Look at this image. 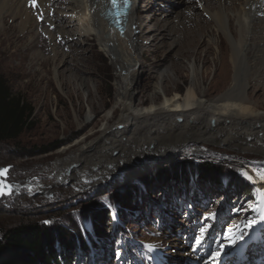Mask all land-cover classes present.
Listing matches in <instances>:
<instances>
[{
    "label": "rangeland",
    "instance_id": "374dc122",
    "mask_svg": "<svg viewBox=\"0 0 264 264\" xmlns=\"http://www.w3.org/2000/svg\"><path fill=\"white\" fill-rule=\"evenodd\" d=\"M156 1H164L165 6ZM47 3L45 9L49 14L42 10L47 20L59 23L55 19L57 7L66 16L69 14L68 17L75 15L72 0ZM140 5V13L152 20L147 28V44L141 45L137 55L143 73L134 91L136 99H147L157 82L168 83L167 79L173 76L169 67L177 55L174 47L169 48L166 43L176 35L162 41L160 32L161 27L162 30L172 28L173 22L185 13L187 4L181 0H141ZM167 9L171 14H166ZM202 10V6L194 9L206 18ZM108 12L105 21L118 33L107 18ZM81 14L84 20L89 12L84 10ZM175 15H178L177 19ZM7 21L5 18L4 24H0V73L8 80L13 92L31 104L34 112L31 126L16 141L0 143V166L12 165L10 180L21 185L28 183L12 196L0 199V237L7 228L35 221L44 223L50 218L52 225L62 226L75 236L84 234L85 238L94 239L83 258L82 254H77L78 264H84V261L87 264H192L195 259L201 261L199 264H241L240 257L234 255V260L232 255L243 238L249 246V251L242 254L243 263L264 262L263 154L239 149L230 142L192 141L176 150L178 153L168 162L161 163V159H156L161 154L159 149L171 153L176 144L153 140L145 146L131 145L130 151L120 154L115 150L116 158L110 160L107 167L94 166L100 156V149H94V143L102 131L104 116L119 107V89L124 84V75L130 65L137 64V58L124 51L114 57L106 53L98 37L84 35L82 25L76 20L70 26L75 31L68 36L69 41H60L66 53L61 62L55 61L53 49L51 52L54 53L46 55L51 60L49 94L46 96L43 86L47 84L41 82L42 71L35 63L43 55H39V50L23 54L22 49L29 40H11L13 32L7 26L16 22L11 18ZM212 25L208 26L209 34L212 33L210 38L217 42L221 40L220 33ZM18 28L15 31L19 35ZM58 29L56 24L49 22L46 35L50 37L51 31L54 33ZM78 40L81 41L72 42ZM228 42L223 36L224 51L229 49ZM209 43L212 60L219 50L216 44ZM70 45L75 47L77 55L70 52ZM16 49L20 50L17 58L13 56ZM22 61L25 67H22ZM209 65L208 80H218L219 69L213 63ZM197 69L201 78L202 71L207 68L199 63ZM228 69L231 72L229 64ZM62 72L63 77L60 76ZM185 74L186 77L179 81L183 86L180 88L182 93L192 80L191 71ZM66 81L79 88L85 102L75 101L66 94ZM212 90L214 94L218 93L215 87ZM247 93L257 99L264 90L259 92L256 86L248 88ZM88 97L103 98L109 103L106 108L91 112L86 103ZM80 106L83 107L80 124L73 125L71 121H76V109ZM258 106L264 112V101ZM121 112L118 108V114ZM87 116L91 123L80 130L88 122ZM127 153H131L128 158ZM118 160L122 164L117 167ZM181 163L187 165L186 173L183 170L179 175L175 166ZM71 164L74 168L68 172ZM203 164H211L220 170L216 179L200 173L198 167ZM55 171L61 175L56 179L53 177ZM103 175L107 177L103 178ZM249 191L253 197L248 195ZM103 212L110 217L102 219ZM232 246L236 248L232 249Z\"/></svg>",
    "mask_w": 264,
    "mask_h": 264
},
{
    "label": "bare ground",
    "instance_id": "6f19581e",
    "mask_svg": "<svg viewBox=\"0 0 264 264\" xmlns=\"http://www.w3.org/2000/svg\"><path fill=\"white\" fill-rule=\"evenodd\" d=\"M47 1L51 0H35V5H33L32 0H0V24H4L5 18L6 21L7 18H11L13 22L17 23L7 26V29L13 32L10 39L18 41L27 38L29 44L22 49L23 54L39 50V52L37 51L39 55H43L35 63L42 71L41 82L47 84L43 86V93L46 96L49 94L48 72L50 69L48 66L51 62L46 55L53 49L56 56L55 61L61 62L66 53L60 41L63 39L69 41L68 36H72L75 31L70 26H73L72 23L76 20L82 25L84 35L95 34L98 37L100 46L106 53L114 57L124 51L130 57L137 58V64L130 65L124 75V84L119 89V107L104 116L105 122L102 124V131L94 143V149H100V156L97 157L94 166L107 167L109 161L116 158L113 154L115 150L120 154L123 151H130L131 145L145 146L153 140H161L167 145L176 144L171 148H174L171 153L160 152L159 149L158 153L161 154L156 159H161V163L168 162L178 153L176 150L183 145L187 146L192 141L230 142L239 149L264 155V112L258 106L264 101V93H259L257 99L247 93L248 88L256 86L259 88V92L264 90V0H215V2L213 0H181V3L187 4L184 7L185 13L180 19L178 18L179 20L173 22L172 28L162 30L161 27L160 32L162 41L172 37L173 34L176 35L172 41L166 43L169 48L174 47L175 55H177L175 59H172L169 67L173 76L166 78L170 85L163 83V80L157 82L153 94L147 99L143 97L136 99L134 91L135 85L143 73L140 68L142 62L137 55L141 45L148 40L149 31L147 28L152 20L151 17L140 13L142 10L141 0H131V4L125 6L123 29L114 23L117 21V17L116 10L111 5L112 0H72L75 15L73 18L68 17L69 14L66 16L57 7L58 16L55 19L59 22L58 24L43 16L44 12L48 13V10L45 9ZM195 1L199 2L195 3ZM163 2L156 1V4L165 6ZM196 6H202V12L206 18L202 16V13L194 11ZM109 9H111L110 12H108ZM60 10H63L61 5ZM84 10L89 12L87 18L84 19L86 21L83 20L81 14ZM166 11V14H171L170 9ZM106 12H108L107 18L110 19L111 26L118 33L111 30L110 25L105 21ZM177 16L175 15L176 19ZM49 22L51 25L56 24L59 27L57 32L53 30L54 33H52L51 31L50 37L46 35V24ZM211 24L220 33L221 40L217 42L210 38L212 33L209 34L208 26ZM16 27H19V35L15 31ZM223 36L230 41L228 42V51L223 50ZM80 41L72 42L76 44ZM210 41L213 46L216 44L219 50H217V56L212 60L209 57V54L212 53ZM163 43L165 44V42ZM69 48L70 52L78 54L73 45H70ZM19 52L20 50L16 49L13 56L17 58ZM115 60L117 59L115 58ZM199 63L207 68L202 71L201 78L197 69ZM210 63L219 69L218 80H208L209 73H211ZM228 64L231 66V72L228 69ZM21 65L23 67L25 62L22 61ZM186 71H191L192 80L186 91L182 93L180 88L183 86L179 85V81L186 77ZM60 76L63 77L64 72L60 73ZM259 82L261 86L257 85ZM69 83L72 82L66 81V94L75 101H84L79 88L73 83ZM64 85L62 84L63 87H65ZM204 85L206 87L203 88ZM212 87H215L218 93L214 94L215 91L212 90ZM86 100L91 112H98L106 108L109 103L103 98L88 97ZM145 103L147 105H144ZM118 108L122 109L121 114H118ZM82 113L83 107L80 106L79 109H76V121L74 119L71 121L73 125L80 124ZM88 117L90 116H87L88 122L80 130L91 123ZM67 125L70 126L69 123ZM174 140L176 142H172ZM127 154L128 158L131 153ZM78 160L76 162L80 163ZM120 164L122 161L118 160L117 167ZM105 177L107 176L103 175V178ZM243 243L244 245L239 247L235 253L240 257V261H244L241 254L246 252L243 248L248 246L246 242ZM197 261L198 264L201 262Z\"/></svg>",
    "mask_w": 264,
    "mask_h": 264
},
{
    "label": "trees",
    "instance_id": "16d2710c",
    "mask_svg": "<svg viewBox=\"0 0 264 264\" xmlns=\"http://www.w3.org/2000/svg\"><path fill=\"white\" fill-rule=\"evenodd\" d=\"M33 112L31 104L14 93L8 80L0 73V143L16 141L31 126ZM186 166L185 163L175 166L179 175L183 170L186 173ZM198 168L206 177L216 179L215 176L220 174V170L211 164ZM248 195L253 193L249 191ZM102 215V219L110 217L105 212ZM89 237L85 238L84 234L75 236L62 226L52 225L50 218L44 223H22L7 228L0 237V264H78L77 254H82L83 258L94 244V239ZM84 264L87 263L84 261Z\"/></svg>",
    "mask_w": 264,
    "mask_h": 264
},
{
    "label": "water",
    "instance_id": "95a60500",
    "mask_svg": "<svg viewBox=\"0 0 264 264\" xmlns=\"http://www.w3.org/2000/svg\"><path fill=\"white\" fill-rule=\"evenodd\" d=\"M74 168L73 165H71L69 168H68V172H70L72 169ZM12 169V165H7V166H1L0 167V173H3L2 175H0V188H3L5 191H4V194L3 195H0V199L4 198V197H10L12 196L13 194H15V192L17 190H20L22 187H25L27 184L25 185H21L20 183H16V182H13V181H10L9 180V177H10V173L9 171ZM6 170V172H5ZM58 176H61L59 174H56V171L53 173V177L54 179H56ZM8 189H10V191H8Z\"/></svg>",
    "mask_w": 264,
    "mask_h": 264
},
{
    "label": "snow or ice",
    "instance_id": "6c2138e0",
    "mask_svg": "<svg viewBox=\"0 0 264 264\" xmlns=\"http://www.w3.org/2000/svg\"><path fill=\"white\" fill-rule=\"evenodd\" d=\"M32 3H33V5H35V0H32ZM5 172H6V170H5ZM3 173H0V175H2ZM4 189L3 188H0V195H3L4 194ZM8 191H10V189H8ZM197 243H199V241H197Z\"/></svg>",
    "mask_w": 264,
    "mask_h": 264
}]
</instances>
